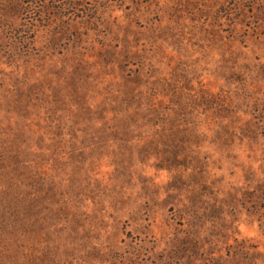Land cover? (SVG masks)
I'll list each match as a JSON object with an SVG mask.
<instances>
[{
	"label": "rangeland",
	"instance_id": "1",
	"mask_svg": "<svg viewBox=\"0 0 264 264\" xmlns=\"http://www.w3.org/2000/svg\"><path fill=\"white\" fill-rule=\"evenodd\" d=\"M0 264H264V0H0Z\"/></svg>",
	"mask_w": 264,
	"mask_h": 264
}]
</instances>
